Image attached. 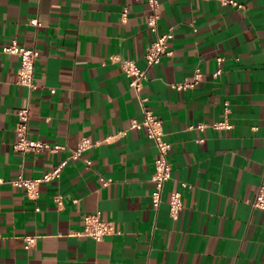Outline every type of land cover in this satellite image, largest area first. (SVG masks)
<instances>
[{
    "label": "crops",
    "instance_id": "crops-1",
    "mask_svg": "<svg viewBox=\"0 0 264 264\" xmlns=\"http://www.w3.org/2000/svg\"><path fill=\"white\" fill-rule=\"evenodd\" d=\"M237 1L243 7L160 0L158 30L173 31L171 54L137 92L121 61L147 68L155 38L147 0H0V264H264V210L251 203L264 185V0ZM12 41L39 52L33 89L18 82L20 57L4 51ZM197 69L204 78L195 87L173 86ZM26 106L29 138L62 148L15 149ZM144 108L172 145L159 207L158 147L130 128ZM221 121L229 127L213 126ZM86 136L98 144L72 158ZM62 161L37 198L11 182ZM95 212L115 231L101 241L76 235ZM27 236L36 237L31 249Z\"/></svg>",
    "mask_w": 264,
    "mask_h": 264
},
{
    "label": "built area",
    "instance_id": "built-area-1",
    "mask_svg": "<svg viewBox=\"0 0 264 264\" xmlns=\"http://www.w3.org/2000/svg\"><path fill=\"white\" fill-rule=\"evenodd\" d=\"M225 5H232L234 7L241 8L243 5L237 0H220ZM149 13L147 19V26L149 30L155 34V38L152 40L149 50L146 54L147 68H140L135 59H123L121 61L122 68L131 79V86L139 92L145 81L148 80V69L153 65L161 62L164 55H170V40L174 37L173 31L168 33H159V21L160 15V0H147ZM127 11H125L126 13ZM30 23L33 25H40L38 19H31ZM5 52L17 54L20 57L21 65L18 72V82L30 89L35 86L34 83V72H35V61L39 55V52L34 48H27L20 46L16 41H12L11 44L4 47ZM113 59L116 57H112ZM222 59L219 58V61ZM221 70H217L214 75L217 76ZM204 78V74L201 69H197L192 77L185 79L183 82L173 85L177 89H190L195 87ZM144 103L145 99H141ZM144 119L139 121L133 119L130 128L143 129L147 135L153 139L158 147V155L155 160V171L152 177L154 182V190L152 192V202L155 207H159L162 202V196L164 187L167 181L172 177L173 166L169 159V153L172 149L171 143L164 139V128L162 120L157 117L152 111L144 108ZM19 124L16 129L18 135V141L14 147L19 151H31L41 152L44 150L56 151L62 147L52 146L42 140L30 139L28 136L29 120H30V109L29 106L23 107L18 111ZM206 125L200 124L199 127L203 129ZM213 126L217 128L229 127L226 121L216 122ZM126 131H121L120 134H125ZM98 143L93 141L90 137H83L78 144L77 149L72 152V158H80L82 153ZM67 161H62L51 171H48L44 175L36 178H28L23 175L18 176L11 182L19 187L26 190L27 194L32 198H37L40 195V185L42 183L50 182L61 176L63 167ZM88 164L90 161L87 160ZM104 180V179H103ZM110 182L105 180V183ZM59 205L62 204V200L58 197L56 199ZM255 209L264 210V185H261L256 197L251 201ZM169 207L173 218L177 219L183 209V200L181 191H173L169 198ZM115 231L114 224L111 221L103 220L100 212L89 213L84 217V228L82 231L75 233L78 236H89L97 241H101L105 236ZM36 243V237L27 236L25 237V248L31 249Z\"/></svg>",
    "mask_w": 264,
    "mask_h": 264
}]
</instances>
